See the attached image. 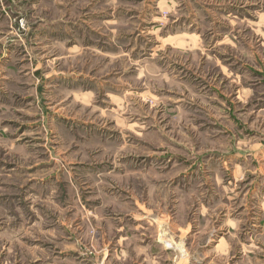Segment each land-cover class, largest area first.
<instances>
[{"label": "rangeland", "instance_id": "obj_1", "mask_svg": "<svg viewBox=\"0 0 264 264\" xmlns=\"http://www.w3.org/2000/svg\"><path fill=\"white\" fill-rule=\"evenodd\" d=\"M0 264H264V0H0Z\"/></svg>", "mask_w": 264, "mask_h": 264}, {"label": "crops", "instance_id": "obj_2", "mask_svg": "<svg viewBox=\"0 0 264 264\" xmlns=\"http://www.w3.org/2000/svg\"><path fill=\"white\" fill-rule=\"evenodd\" d=\"M216 243H218V244H219V243H220V241H219V242H216ZM218 244H217V245H218ZM206 245H207V244H205V246H206ZM217 245H216V246H217ZM218 246H219V245H218ZM180 257H181V255H179V257H177V255L175 256V258H177V259H178V258H180Z\"/></svg>", "mask_w": 264, "mask_h": 264}]
</instances>
